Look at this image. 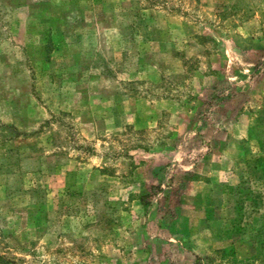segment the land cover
Returning a JSON list of instances; mask_svg holds the SVG:
<instances>
[{"label": "rangeland", "instance_id": "374dc122", "mask_svg": "<svg viewBox=\"0 0 264 264\" xmlns=\"http://www.w3.org/2000/svg\"><path fill=\"white\" fill-rule=\"evenodd\" d=\"M0 255L264 264V0H0Z\"/></svg>", "mask_w": 264, "mask_h": 264}, {"label": "trees", "instance_id": "16d2710c", "mask_svg": "<svg viewBox=\"0 0 264 264\" xmlns=\"http://www.w3.org/2000/svg\"><path fill=\"white\" fill-rule=\"evenodd\" d=\"M0 264H15L14 261L0 255Z\"/></svg>", "mask_w": 264, "mask_h": 264}]
</instances>
